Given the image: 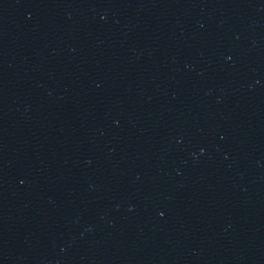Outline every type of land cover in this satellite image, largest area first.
Listing matches in <instances>:
<instances>
[{
	"label": "water",
	"instance_id": "obj_1",
	"mask_svg": "<svg viewBox=\"0 0 264 264\" xmlns=\"http://www.w3.org/2000/svg\"><path fill=\"white\" fill-rule=\"evenodd\" d=\"M0 264H264V0H0Z\"/></svg>",
	"mask_w": 264,
	"mask_h": 264
},
{
	"label": "clouds",
	"instance_id": "obj_2",
	"mask_svg": "<svg viewBox=\"0 0 264 264\" xmlns=\"http://www.w3.org/2000/svg\"><path fill=\"white\" fill-rule=\"evenodd\" d=\"M201 151H203V149H201Z\"/></svg>",
	"mask_w": 264,
	"mask_h": 264
}]
</instances>
